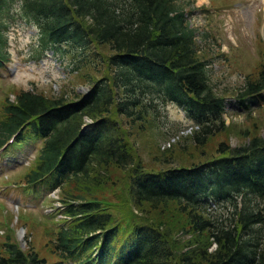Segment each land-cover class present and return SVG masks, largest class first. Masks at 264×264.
<instances>
[{
  "label": "trees",
  "instance_id": "16d2710c",
  "mask_svg": "<svg viewBox=\"0 0 264 264\" xmlns=\"http://www.w3.org/2000/svg\"><path fill=\"white\" fill-rule=\"evenodd\" d=\"M9 12L35 26L42 52L70 55L72 72L100 73L90 76L87 92L73 100L19 90L0 108V147L12 135V144L27 135L41 141L22 181L28 187L54 180L62 213L70 219L53 232L60 261L264 264V135L224 151L219 144L220 156L206 164L159 176L133 161L125 132L112 118L141 127L156 105L171 102L194 123V145L223 130L225 99L208 83L209 58L198 55L196 43L202 33L189 26L185 5L179 0H0V66L8 60L3 46ZM100 46L107 54H100ZM262 90L259 71L245 80L234 103L244 105ZM85 119L90 123L83 129ZM108 165L128 177L126 197H119L125 213L119 217L105 201L89 197ZM142 202L159 205L162 217L172 211V219L175 210L184 215L177 229L181 244L166 221L154 226L133 214L130 206L139 210ZM218 205L229 206L222 219L211 212ZM2 249L0 264H51L10 237Z\"/></svg>",
  "mask_w": 264,
  "mask_h": 264
},
{
  "label": "rangeland",
  "instance_id": "374dc122",
  "mask_svg": "<svg viewBox=\"0 0 264 264\" xmlns=\"http://www.w3.org/2000/svg\"><path fill=\"white\" fill-rule=\"evenodd\" d=\"M179 2L185 5L189 26L196 30V35L202 33L196 43L200 49L198 55L209 58L208 83L214 93L225 99L221 114L223 130L208 137L204 145H194L191 139L196 128L194 123L171 102L156 105V113L148 114L141 127H131L124 118L112 116L125 132L124 139L133 161L148 174L159 176V172L165 170L206 164L220 156L219 144L223 150L228 146L243 145L252 136L264 135V90L260 97L249 98L244 105L234 103L233 99L246 79L251 80L259 71L264 72V0ZM11 12L5 19L3 47L8 60L0 66V108L4 99L12 101L19 90H32L45 97L66 100L87 92V80L90 76L98 78L100 73L94 74L91 70L72 72L70 55L42 52L37 45L35 26ZM98 49L100 54H107L104 47ZM84 122L83 129L90 123L87 119ZM40 144L39 139L27 135L21 142L5 145L0 150V254H3L4 241L10 237L17 244L22 242L23 248L25 243L28 244L47 263L73 264L68 260L60 261L52 247L54 228L70 220L62 213L59 191L51 192L54 180L50 178L28 187L22 181ZM126 179V171L108 165L104 179L89 197L105 201L108 210L119 217L123 212L119 197H126ZM152 204L142 202L139 210L131 206L130 209L138 219L151 221L152 225L160 226L159 223L166 221L175 242L181 244L183 238L177 229L182 226L184 215L175 210L172 219L169 215L172 211L162 217L159 205ZM212 207L211 212L218 219H222L229 208L227 205Z\"/></svg>",
  "mask_w": 264,
  "mask_h": 264
},
{
  "label": "water",
  "instance_id": "95a60500",
  "mask_svg": "<svg viewBox=\"0 0 264 264\" xmlns=\"http://www.w3.org/2000/svg\"><path fill=\"white\" fill-rule=\"evenodd\" d=\"M22 244H23L22 242H19V246H20V247H22Z\"/></svg>",
  "mask_w": 264,
  "mask_h": 264
}]
</instances>
